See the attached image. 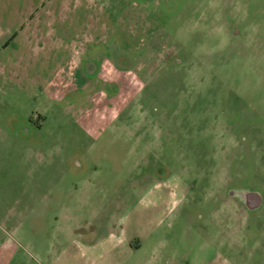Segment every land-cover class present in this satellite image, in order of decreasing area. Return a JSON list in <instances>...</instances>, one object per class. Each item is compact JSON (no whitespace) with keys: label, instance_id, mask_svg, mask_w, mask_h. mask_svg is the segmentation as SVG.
Masks as SVG:
<instances>
[{"label":"rangeland","instance_id":"374dc122","mask_svg":"<svg viewBox=\"0 0 264 264\" xmlns=\"http://www.w3.org/2000/svg\"><path fill=\"white\" fill-rule=\"evenodd\" d=\"M260 115L264 0H0V264H264Z\"/></svg>","mask_w":264,"mask_h":264},{"label":"flooded vegetation","instance_id":"af4514ba","mask_svg":"<svg viewBox=\"0 0 264 264\" xmlns=\"http://www.w3.org/2000/svg\"><path fill=\"white\" fill-rule=\"evenodd\" d=\"M112 65V64H111ZM113 69L112 70H109V71H106L105 69H103V67L101 68V66L100 67H98V66H96L95 68L93 67V63H92V61L90 60V61H88L85 65H83L82 66V69H83V71H84V78H83V76H82V80L84 81V83H83V88H81V93H83V94H85V93H87V94H85L86 96H89L90 94V92H89V88H88V82L89 81H91V79L92 78H94V79H96L97 81L98 80H100V82L101 83H103L104 85H105V90H102L100 93H104V95H105V97H106V100H107V104H106V106L104 107V108H100L99 107V117L101 118L102 117V120L104 119V120H107V119H111L112 117H114V116H111V115H107L106 114V110H108V109H110L109 111L111 112L112 111V109L113 108H116L117 106H119V104L120 105H122L123 103H121V100H119V101H117L116 103H114L113 102V99L115 98V97H117V92L119 93V91H120V86L118 85V79L116 80L114 77L115 76H117V73H122L123 72V68L121 67V68H119L118 66L116 67H112ZM81 69V70H82ZM103 72L105 73V75H103V76H108V78H106V77H101L102 76V74H103ZM126 72H127V70H126ZM129 72H131V71H129ZM112 76H114V77H112ZM101 83H99V85L101 84ZM227 87H233L231 84H230V86H227ZM228 92V94H229V92H230V90H228L227 91ZM96 93H94L93 92V94H92V97H91V99L94 97V95H95ZM227 94V95H228ZM237 99H238V97H237ZM122 107H123V109L121 108V109H119L118 111H117V115H118V113H119V115L118 116H116V117H114L115 119H113V121H111V123L112 122H116V121H118V120H123V119H125V121L128 119V113H129V110H130V108H131V103H129L128 101H126L125 103H124V105H122ZM227 109H228V107H227ZM105 113H104V112ZM229 112H232V113H234V115H235V117L234 118H231V116L229 115ZM238 112H239V116H238ZM102 114V115H101ZM228 118L226 117L225 118V120L227 121V122H232V123H235V122H237V119H238V122H240V123H242L240 120L243 118L244 120H245V116L243 115V113L241 112V111H239V110H237L236 112H235V110L234 109H229V111H228ZM240 119V120H239ZM264 119V115L263 116H261L260 115V117L258 118V120L256 121V122H254L253 124H251L252 126H254V124H260V122H262V120ZM27 121H24V124H19V126H20V128H21V131H22V134L24 135V136H26V137H31V136H35L36 135V133H40V131L42 130V128H43V122H44V118L42 117V115H40V114H36V115H33L32 117H28L27 119H26ZM250 121V120H249ZM249 121L248 122H244V123H246V124H248L249 126H251L250 124H249ZM237 122V123H238ZM238 125V124H237ZM256 128H260L259 126H257L256 125ZM35 130L37 131V132H35ZM235 130V129H234ZM237 130H238V132L239 131H244V129H243V127L240 125V126H238V128H237ZM40 136L42 137L43 135L42 134H40ZM241 139H246L245 137L244 138H241ZM240 140V139H239ZM241 142V141H240ZM242 144V143H241ZM161 171V169L159 170V172ZM163 174H164V172H162ZM161 178V177H160ZM250 194H257L255 191L253 192V191H250ZM249 196V195H248ZM246 195H244L243 197H241V199H239V198H237L241 203H243V206H244V204L245 205H247V207L249 208V203L250 202H253V200H255V198L254 199H252V197L251 196H249L248 197V199H249V201H247L248 199H246ZM262 204V203H261ZM260 204V205H261Z\"/></svg>","mask_w":264,"mask_h":264},{"label":"crops","instance_id":"0c3cea01","mask_svg":"<svg viewBox=\"0 0 264 264\" xmlns=\"http://www.w3.org/2000/svg\"><path fill=\"white\" fill-rule=\"evenodd\" d=\"M78 6V5H77ZM79 7V6H78ZM77 7V8H78ZM70 9H72V8H70ZM70 9H68V10H70ZM74 9H76V7H74ZM35 10H37L36 8H35ZM47 20H44V19H42V23L41 24H43L44 22H46ZM73 22H75L74 20H73ZM48 26L52 29V27L54 26V23H53V21L52 22H50V20L48 21ZM65 26V25H64ZM23 27V26H22ZM68 37V38H67ZM67 37H65V38H62V36H61V38L63 39V41H66L67 43H70L71 45L73 44L74 46H73V48L71 49V50H74V55H75V59L77 60V62H75L74 63V65L72 64L71 66H69L68 67V70L69 71H72V72H70L69 74H74V71H76V69L74 70V68H76L77 66H76V64H78L79 62V49H80V46L81 45H83V44H85V40H78L79 38H80V36H78V35H74V32L72 31V32H69V35L67 36ZM29 41L31 40L30 38H27ZM48 40V39H47ZM70 40V41H69ZM82 67V66H81ZM74 70V71H73ZM113 264V263H112Z\"/></svg>","mask_w":264,"mask_h":264},{"label":"water","instance_id":"95a60500","mask_svg":"<svg viewBox=\"0 0 264 264\" xmlns=\"http://www.w3.org/2000/svg\"><path fill=\"white\" fill-rule=\"evenodd\" d=\"M249 196H251L252 199L255 198V200H253V202H250L248 204L250 208L260 206V204L262 203V200L260 198H257V194H249ZM249 196L247 195L246 199H248ZM247 201H249V199Z\"/></svg>","mask_w":264,"mask_h":264}]
</instances>
